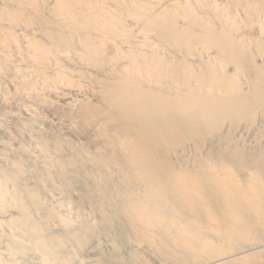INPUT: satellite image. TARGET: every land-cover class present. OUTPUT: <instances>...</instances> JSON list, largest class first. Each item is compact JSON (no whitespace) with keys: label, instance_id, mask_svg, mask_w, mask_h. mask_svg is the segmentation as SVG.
I'll return each mask as SVG.
<instances>
[{"label":"bare ground","instance_id":"obj_1","mask_svg":"<svg viewBox=\"0 0 264 264\" xmlns=\"http://www.w3.org/2000/svg\"><path fill=\"white\" fill-rule=\"evenodd\" d=\"M38 246L264 264V0H0V264Z\"/></svg>","mask_w":264,"mask_h":264},{"label":"rangeland","instance_id":"obj_2","mask_svg":"<svg viewBox=\"0 0 264 264\" xmlns=\"http://www.w3.org/2000/svg\"><path fill=\"white\" fill-rule=\"evenodd\" d=\"M31 242V241H30ZM32 243V242H31ZM39 248H37V247H35V249H34V251L35 252H33V249H32V251H30V252H32V255H31V253H30V255H28L27 257H29V258H27V260H30L31 262H27V263H29V264H33V263H35V264H38L39 262H42V255L44 254V251H41V250H43V248L42 247H40V246H38ZM42 248V249H41ZM37 250H40L41 252H39V251H37ZM27 252H29L28 250H27ZM27 252L25 253V256L24 255H22V256H24V257H26V254H27ZM42 252H43V254H42ZM69 252V251H68ZM68 252H66V254L68 253ZM40 253V254H39ZM70 253V252H69ZM69 253H68V255H69ZM29 254V253H28ZM37 254V255H36ZM42 254V255H41ZM4 255V256H3ZM31 256H32V258H31ZM44 257V256H43ZM8 259L9 257L7 256V255H5V254H2L1 255V253H0V259H3V260H5V259ZM21 258V257H20ZM34 258L36 259V258H38L39 259V261H38V259H36V260H34ZM18 259H19V257H18ZM21 259H23V258H21ZM31 259H33V260H31ZM44 259V258H43ZM23 260H25V258L23 259ZM27 260H25V261H27ZM41 260V261H40ZM86 260H87V256H86ZM33 261V262H32ZM36 261V262H35ZM87 262V261H86ZM40 264V263H39ZM85 264V263H84ZM87 264H88V262H87Z\"/></svg>","mask_w":264,"mask_h":264}]
</instances>
